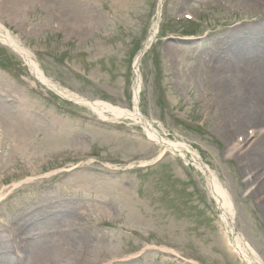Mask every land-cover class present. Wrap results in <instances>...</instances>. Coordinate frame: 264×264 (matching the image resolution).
I'll return each instance as SVG.
<instances>
[{"label":"rangeland","instance_id":"rangeland-1","mask_svg":"<svg viewBox=\"0 0 264 264\" xmlns=\"http://www.w3.org/2000/svg\"><path fill=\"white\" fill-rule=\"evenodd\" d=\"M0 26L52 84L130 111L141 56V115L216 176L264 264V0H0ZM0 102V264H243L190 154L62 98L1 43ZM27 210L31 231L12 228Z\"/></svg>","mask_w":264,"mask_h":264},{"label":"bare ground","instance_id":"bare-ground-1","mask_svg":"<svg viewBox=\"0 0 264 264\" xmlns=\"http://www.w3.org/2000/svg\"><path fill=\"white\" fill-rule=\"evenodd\" d=\"M157 26L158 25L154 27L153 32L150 35V41L156 35ZM0 43L8 47L13 53H15L18 57H20L25 62V64L28 66L29 70L34 75V77H36V79L40 83L45 85L47 89L55 92L57 95L61 96L62 98L71 100L81 105H84L88 107L92 112H94L97 116L104 118V119L115 120V121H121V120H127V119L132 120L134 124L141 125L143 129L146 131L147 135L154 142L158 143L162 147L163 151L169 149L172 152L178 153L182 158H185V159L187 158V154H190L192 158L191 165H193L195 168L200 170V172L207 178L209 193L218 205V208L221 212L222 221L225 223L226 226H228V230H227L228 233H231L232 234L231 238L232 239L234 238V240L236 241L235 243H233V246L231 248L232 251L236 254V256L241 260L243 264H262V261L257 257L256 253L245 243V241L241 238V236L237 235V232L233 226L234 213L232 209V203L226 191L220 186V183L218 179L216 178V176L210 171V169L206 165H204L200 161L199 156L197 155L195 151L191 149V147H189L187 144H184L182 142H173V141L166 140L165 138H163L161 135H159L155 131V129L150 123L144 120V117L141 115V113H138V110L136 109V105H138V102H139V93H140L138 66L136 68L137 84H136V87L134 88V97H133L134 111H130L126 108L114 107L107 103H103L99 101L92 102V101L83 99L75 94H71V92L62 89L58 87L57 85L52 84L50 80L44 76L43 72L40 70L37 63L31 57L30 53L26 49H24V47L21 46V44L16 39H14L8 32H5V29L2 26H0ZM139 60H140V57L138 58L137 64L139 63ZM245 90H246L245 95L247 96L249 92L247 91V89ZM241 103L244 105L243 107L245 108H248L250 105V101L246 97L241 100ZM251 107H253V105ZM261 114L262 113L260 110L250 115L249 118L250 117L260 118ZM1 120L4 121L5 117H3L0 114V123L2 122ZM231 151L232 149H228L227 153L230 154ZM1 195L2 194L0 193V196ZM100 209L103 210V208H100ZM61 210L62 209H60V211ZM63 211L65 212V210ZM38 220L39 218L38 217L36 218L35 210L34 211L30 210V212L29 210H27L25 212L18 213V215L14 217L10 223H11L12 228L14 227L16 229L20 228V231H25V233H27L31 231V228H29L30 227L29 223H32L33 221L38 222ZM61 220H62V223H59V221H56L54 223L56 224L55 226L64 227L65 222H67V217L61 218ZM26 227H28V229ZM32 235L34 236L33 233ZM70 239L71 241H69V243L72 244L71 247H74V244H76L77 241H79L80 239L83 242L86 241L85 236H82V234H78V236L72 235L70 236ZM5 242H7V240ZM42 247L44 248H41V253H47L50 249L53 250L56 248V247L54 248V246H51V245L49 246L46 243H45V246H42ZM7 254H9L7 245L0 247V255H7ZM1 261L2 259H0V263ZM27 264H30V262Z\"/></svg>","mask_w":264,"mask_h":264},{"label":"water","instance_id":"water-1","mask_svg":"<svg viewBox=\"0 0 264 264\" xmlns=\"http://www.w3.org/2000/svg\"><path fill=\"white\" fill-rule=\"evenodd\" d=\"M137 109V108H136Z\"/></svg>","mask_w":264,"mask_h":264}]
</instances>
